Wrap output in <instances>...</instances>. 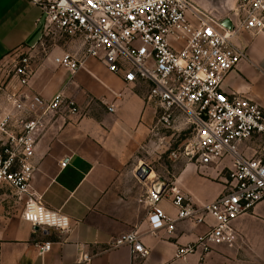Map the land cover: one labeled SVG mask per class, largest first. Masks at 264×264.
Returning <instances> with one entry per match:
<instances>
[{
    "label": "built area",
    "instance_id": "2783aa9c",
    "mask_svg": "<svg viewBox=\"0 0 264 264\" xmlns=\"http://www.w3.org/2000/svg\"><path fill=\"white\" fill-rule=\"evenodd\" d=\"M33 1L42 11L45 39H71L81 47L78 53L56 56L57 65L77 72L94 58L128 83L145 81L162 124L171 126L182 112L194 129L182 158L201 167L231 158L225 188L209 203L196 204L166 181L152 180L144 197L151 233L172 234L180 221L205 225L197 239L177 247L176 258L196 253L205 257L218 245H233L235 220L264 199V108L248 97L226 94L222 84L247 58L234 37L242 31L264 34V0H240L233 15L226 17L213 15L194 0ZM226 19L230 26L224 24ZM33 73L32 56L19 55L12 69L18 84L8 96L11 108L0 112V186L23 201L26 222L67 233L68 215L48 208L32 188L33 158L40 136L59 109L66 106L77 114L79 105L63 92L48 100L26 91ZM109 110L114 111V105ZM253 140L259 141L258 147L246 145ZM138 177L145 181L150 175ZM169 196L175 217L161 206ZM208 218L214 222L208 223ZM122 245L131 247L133 264L138 255L147 254L138 230L111 243ZM51 246V241L38 244L39 253ZM90 260L91 255L82 253L75 264Z\"/></svg>",
    "mask_w": 264,
    "mask_h": 264
},
{
    "label": "crops",
    "instance_id": "0c3cea01",
    "mask_svg": "<svg viewBox=\"0 0 264 264\" xmlns=\"http://www.w3.org/2000/svg\"><path fill=\"white\" fill-rule=\"evenodd\" d=\"M44 39L42 11L33 0H0V112L11 108L8 96L18 84L12 69L23 53L32 56L34 69L26 91L48 100L63 92L79 105L77 114L66 106L59 109L33 158V190L48 208L68 215L71 229L45 231L22 218L23 207L0 204V264H75L82 253L91 255L90 264H133L129 245L111 246L133 230L142 235L147 251L138 255L137 264H264V199L235 220L233 245H218L205 257H175L177 247L197 239L205 225L180 221L172 234L151 233L144 197L156 172L144 181L127 171L131 166L137 174L140 165H149L141 153L155 147L152 134L160 113L148 99L149 85L128 83L94 58L72 72L54 59L80 52V45L66 39L45 48ZM234 41L246 49L247 58L226 75L222 89L264 108V34L242 31ZM246 145L258 147L259 141ZM230 166V157L202 167L185 161L174 175L159 179L205 204L223 192ZM161 206L176 216L170 196ZM45 241L52 242L51 249L40 254L38 244Z\"/></svg>",
    "mask_w": 264,
    "mask_h": 264
},
{
    "label": "rangeland",
    "instance_id": "374dc122",
    "mask_svg": "<svg viewBox=\"0 0 264 264\" xmlns=\"http://www.w3.org/2000/svg\"><path fill=\"white\" fill-rule=\"evenodd\" d=\"M200 7L205 8L217 17L232 16L233 10L239 7L240 0H194ZM66 39L54 41L53 39H44V47H50L57 42L60 44ZM160 113V111H159ZM179 119L172 121L171 126H165L162 122L157 121L152 137L154 142L153 149L142 151L145 156L144 162H148L149 166L156 172V177H170L186 161L181 156V152L187 146L194 136V129L191 124L187 123L182 112H178ZM160 115V114H159ZM156 144V145H155ZM127 171L136 174L133 167H128ZM11 202L15 208L23 207V201L17 199L13 191L7 186H0V204Z\"/></svg>",
    "mask_w": 264,
    "mask_h": 264
},
{
    "label": "water",
    "instance_id": "95a60500",
    "mask_svg": "<svg viewBox=\"0 0 264 264\" xmlns=\"http://www.w3.org/2000/svg\"><path fill=\"white\" fill-rule=\"evenodd\" d=\"M224 24L230 26L231 22L229 19H226L224 20ZM151 171H152V168L149 165L143 163L142 165H140L137 171V175L140 176L141 174H143V178H146L150 174Z\"/></svg>",
    "mask_w": 264,
    "mask_h": 264
}]
</instances>
